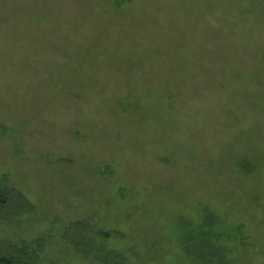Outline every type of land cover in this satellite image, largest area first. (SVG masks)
I'll return each instance as SVG.
<instances>
[{"label":"rangeland","instance_id":"374dc122","mask_svg":"<svg viewBox=\"0 0 264 264\" xmlns=\"http://www.w3.org/2000/svg\"><path fill=\"white\" fill-rule=\"evenodd\" d=\"M8 194L33 211L0 219V255L195 264L179 225L208 211L227 264H264V0H0ZM83 221L118 261L70 245Z\"/></svg>","mask_w":264,"mask_h":264},{"label":"trees","instance_id":"16d2710c","mask_svg":"<svg viewBox=\"0 0 264 264\" xmlns=\"http://www.w3.org/2000/svg\"><path fill=\"white\" fill-rule=\"evenodd\" d=\"M18 196V195H17ZM15 197L13 194H8L6 196H0V219H5L7 216H12L14 212H30L32 206L29 205L28 201L24 197H18L17 200L12 201ZM203 224L200 227H193L189 222H182L179 225L180 240L182 242V247L186 250L189 257L195 264H227L225 247L219 244L221 236H219L216 231L220 221L217 216L211 212L205 211L203 217ZM88 221L76 222L73 227L70 228L71 232L68 231L70 235L76 237L79 234V240H70V245L79 252L78 254L92 253L97 256V259L104 263L105 261H113L115 263L120 259L119 256L113 251H107L104 253L102 251V246L98 241L94 240L91 235H97L100 242H107L111 239V234L106 233L102 230H95ZM76 233V234H75ZM46 239H38L34 242L33 247L39 245L40 250H44L46 246ZM10 249L11 254L0 255V264H33L30 260L32 250L30 246H20ZM84 248V250L80 251ZM21 250V251H20ZM26 250V251H25ZM34 261V260H33Z\"/></svg>","mask_w":264,"mask_h":264}]
</instances>
